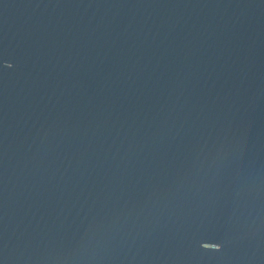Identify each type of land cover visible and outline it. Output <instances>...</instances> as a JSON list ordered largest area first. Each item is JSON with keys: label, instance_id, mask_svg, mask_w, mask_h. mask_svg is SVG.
Returning <instances> with one entry per match:
<instances>
[{"label": "water", "instance_id": "obj_1", "mask_svg": "<svg viewBox=\"0 0 264 264\" xmlns=\"http://www.w3.org/2000/svg\"><path fill=\"white\" fill-rule=\"evenodd\" d=\"M0 264H264V145L0 94Z\"/></svg>", "mask_w": 264, "mask_h": 264}]
</instances>
